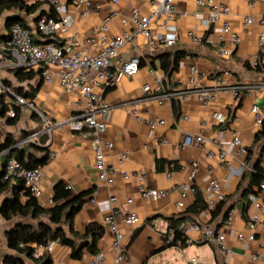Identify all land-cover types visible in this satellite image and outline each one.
Instances as JSON below:
<instances>
[{
    "label": "crops",
    "instance_id": "obj_1",
    "mask_svg": "<svg viewBox=\"0 0 264 264\" xmlns=\"http://www.w3.org/2000/svg\"><path fill=\"white\" fill-rule=\"evenodd\" d=\"M31 8L27 10L5 11L0 16V37L8 34L7 23L10 19L21 20L29 28L36 42H52L54 39L43 40L36 30L38 20L43 16H54V9L48 0H23ZM67 2L66 0H64ZM112 0H101L103 10L82 18L83 8L69 4L68 13L74 24L73 32L81 37H90L101 26L111 10H116L122 16H127L134 8H139L144 14L150 13L148 0H120L113 5ZM197 0H176L180 14H184L177 21V26L185 34L194 31L204 35L202 22L206 18L207 9L199 7ZM230 6L231 16L227 19L242 38V44L230 59L224 60L217 56L216 51L208 45H193L186 37L173 48L164 51H150L143 39L138 40L139 52L127 50L124 59H145L139 73L134 77H124L119 85L106 93V99L116 106L107 115L108 129L105 139L114 144V150L107 152V164L117 173L113 184H106L99 178L95 168L94 151L91 141H85L73 133L67 126L58 128L53 137L44 136L40 144H27V138L41 131L43 123L40 118L31 113L22 112L16 124H11L7 117L0 122V148L10 141L11 149L0 153V174L8 155L16 151H25L27 155H35L42 159L49 158L51 152L58 157L48 162L44 167V181L42 185L41 203L50 208L54 186L58 183L71 185V193L78 196L82 193L97 191L86 199L81 211L77 214L73 228L80 235L85 234L90 224L103 226L104 219L112 212L111 197H117L120 207L134 212L139 222L134 227L122 226L129 236V258L125 264H188L192 257H199L202 264H264V215L262 224L256 229V238L252 242H239V235L246 239L250 233L248 224L251 216L256 212L250 202L251 194L258 191L257 181L254 179L255 165L260 162L264 170V139L256 144V138L262 128L254 126L251 108L253 105H264V91L256 89L264 85V71L257 73L251 69L252 58L259 53V37L264 33L257 21L250 27L244 25L248 17L260 18L264 15V0H217ZM124 31L120 19L111 25V34L119 35ZM219 31V27L216 28ZM183 55L178 69L171 75L162 71V64L166 55L173 60L177 54ZM260 63L264 66V53L260 54ZM192 65L198 66L206 78L203 85L215 88L221 80L223 88L219 91L214 105L204 107L197 97L192 95L188 102L180 104L178 100L164 98L175 92L189 89L188 77ZM2 82L11 88H21L25 93L38 89L34 97L35 103L45 115L54 123L63 122L76 117L85 108V101L75 95H64L57 85H44L39 77L31 82H20L16 77L15 68L6 67L0 71ZM156 78L163 82L158 87ZM7 85V86H8ZM150 86L154 91L160 88V100H144V88ZM247 87L242 91L241 98L234 97L235 88ZM139 102L136 109L140 117L147 120H164L167 125L152 132L145 122H139L130 114V102ZM215 111L224 112L229 121L222 129L221 142L227 147L229 156L225 164H220L214 156L207 160L210 153L217 154L218 149L207 146L205 149H181L186 133H199L201 120L208 123L207 135L216 137L220 132L213 119ZM189 120H185V117ZM239 133L244 145L248 148V156L244 161L235 157L232 145V134ZM45 140V143H44ZM168 143L164 144L163 141ZM42 147L45 152L37 151ZM130 152L129 160L120 164L118 156ZM261 160V161H260ZM197 162L199 169L194 181L195 193H190L185 199V209L179 213L176 204L182 200L183 186L189 182L192 163ZM174 166L172 168L171 166ZM145 172L148 186L152 189L165 190L168 197L161 201H145L139 193V181L134 174ZM125 173L132 174L130 178ZM172 173V178H168ZM217 180L225 201L221 212L214 219L216 209H201L200 204L206 202V188L208 184ZM11 190L0 195V207L5 198L10 197ZM133 201L127 205L128 201ZM198 200L200 204L198 206ZM207 203V202H206ZM230 212V213H229ZM232 216L233 223L228 226L227 214ZM180 221L179 225L200 223L212 227L225 235V246L229 252H224L220 246L206 240L201 234L190 233L193 240L187 244L181 238H176L173 246L165 244L166 234L171 229V222ZM175 224V223H174ZM14 226L13 222L5 221L0 215V253L2 256L14 255L7 247L6 232ZM69 235V228L65 226ZM113 237L104 233L98 243V253L85 251L82 260H74L70 248L58 244L50 253L53 264H90L100 254H103L107 264H113L115 253L112 248ZM0 264L3 261L0 259Z\"/></svg>",
    "mask_w": 264,
    "mask_h": 264
},
{
    "label": "built area",
    "instance_id": "obj_2",
    "mask_svg": "<svg viewBox=\"0 0 264 264\" xmlns=\"http://www.w3.org/2000/svg\"><path fill=\"white\" fill-rule=\"evenodd\" d=\"M54 9V16H43L38 20L36 30L43 40L54 39L52 42H36L32 31L20 23L13 24L6 39L0 40V71L6 67L23 69L27 72H38L39 78L44 85H57L62 94L75 95L81 100L85 108L81 114L69 118L63 122L49 121L35 103L34 98L17 94L9 88L0 78V122L1 109H6L8 119L18 118L17 110L31 113L41 119L43 126L41 131L30 135L25 143L40 144V139L44 136L53 137L54 132L61 127L67 126L73 133L85 141H91L94 151L95 168L102 182L110 185L116 178V171L107 164V152L114 150V144L105 139L108 129L107 115L116 108L106 99V93L116 88L124 77L136 76L145 59L133 58L129 61L124 59L127 50L139 52L138 40L143 39L146 47L150 51H164L175 47L182 37H186L193 45H208L212 47L217 56L221 59H230L237 48L242 44V38L233 28L232 23L227 19L231 16L230 6L219 3L217 0H197L199 7L207 9V15L202 22L204 35H199L194 31L185 34L177 26V21L184 14H180L176 0H148L150 13L144 14L141 9L134 8L129 15L122 16L116 10H111L107 18L103 21L98 30L90 37H81L73 32L74 21L68 13V5L64 0H48ZM113 5L120 3V0H112ZM83 8L82 18L89 17L92 13L103 10L101 0H75L74 3ZM120 19L124 31L119 35L111 34V25L116 19ZM264 27V15L258 19L248 17L244 21L246 27H250L255 22ZM219 27V31L216 28ZM264 53V33L259 37V53L255 55L250 66L258 67L260 64V54ZM206 76L201 73L198 66L192 65L188 77L189 89L184 92H173L164 95L169 100H178L180 104L188 102L192 95H195L204 107L215 104L221 88L222 82L218 80L215 88H207L203 85ZM158 87H162L163 82L156 78ZM247 87L235 88L232 91L235 98L240 99L241 93ZM256 89L264 91V85ZM144 100H160V88L153 90L150 86L144 88ZM139 102H130V114L139 122H145L152 132L164 128L167 123L164 120H147L137 113ZM251 114L256 128L261 129L264 125V105H253ZM214 123L220 127V132L216 137L207 135L208 123L201 120V131L199 133H186L181 145V149L198 148L205 149L213 146L218 149L216 155L210 153L207 160L216 156L220 164H225L230 155L227 147L221 142L222 130L229 121L228 115L224 112L215 111L212 114ZM189 120V117H185ZM164 144L168 141L164 140ZM232 145L235 149V157L244 161L248 156V148L244 145L239 133L232 134ZM130 152L121 153L118 156L120 164L126 163L130 158ZM58 157L56 152H51L48 162L54 161ZM44 167L27 168L15 158L8 159L2 170L3 182L16 185L23 182L31 195L36 198L42 206V185L44 181ZM174 168V166H171ZM199 169L197 162L192 163V172L189 182L184 185L182 200L176 204V209L182 213L185 209V199L188 194L195 193L194 181ZM126 178L132 174L125 173ZM139 181V193L145 201H161L168 197L165 190L152 189L148 186L145 172L134 174ZM168 178H172V173H168ZM71 190V185H66ZM97 195L94 191L93 197ZM206 202L209 209H216L224 200L221 185L217 180L211 181L206 188ZM256 212L251 216L248 230L249 237L246 239L239 235V242H252L256 238V229L262 224L264 215V177L258 187V191L249 197ZM129 200L127 205L132 204ZM50 200V205H53ZM112 212L103 221L104 233L113 237V251L115 258L113 264H125L129 258V236L122 226L134 227L139 222L136 213L122 209L117 197L110 198ZM233 223L230 216L227 225ZM196 232L201 234L206 240L214 242L224 250L229 252L225 246V235L221 231H216L212 227L200 223L182 224L176 229H170L165 237V244L172 245L176 238H181L187 244L193 242L189 234ZM58 245L57 242H50L47 246L37 247L34 255L36 257L43 253H52ZM90 264H107L105 256L100 254ZM188 264H202L199 257H192Z\"/></svg>",
    "mask_w": 264,
    "mask_h": 264
},
{
    "label": "trees",
    "instance_id": "obj_3",
    "mask_svg": "<svg viewBox=\"0 0 264 264\" xmlns=\"http://www.w3.org/2000/svg\"><path fill=\"white\" fill-rule=\"evenodd\" d=\"M66 1L67 5H69L73 4L75 0ZM13 9L27 10L28 12H31L30 6H28L23 0H0V16L5 11H11ZM15 23H20L24 27H27L17 18L10 19L7 23V27L10 29ZM3 39H6V36L0 37V40ZM182 56L183 55L178 53L173 60H170V55H166V59L162 64V71L166 75H171L178 69L179 61ZM250 68L257 73H262L264 71V66H262L261 63L256 68ZM15 71L17 79L22 83L31 82L39 77L38 72H27L20 68L15 69ZM8 87L11 88L9 85ZM11 89L19 95L30 98H34L38 91V89H35L34 91L25 93L21 88ZM17 113L19 118L21 110L18 109ZM1 117H6V109L4 107L1 109ZM18 118L9 119V122L11 124H16ZM263 139L264 125L256 138V144ZM11 144L12 143L8 141L0 148V153L11 149ZM35 147L39 152L46 151L42 147ZM7 157L8 159L15 158L30 169L38 166H45L48 161L47 156L40 159L33 154L27 155L25 151H16ZM253 176L259 187L264 177V170L262 169L260 162L255 165V173ZM2 178L3 173L0 174V195L7 193L9 190H11L12 195L5 198L3 201L0 207V215L5 221L14 223V226L6 232L7 247L14 253V255L2 256L0 253V259L3 261V264H53L52 257L49 253H43L38 257L34 255L37 247H45L50 242H57L62 246L70 248L74 260H82L85 251L95 255L98 253V243L104 235L103 226L99 224H90L83 235L77 233L73 228V223L77 214L81 211L86 199L91 196L93 190L74 196L71 191L67 189L65 183H58L54 186L53 190V206L45 208L31 195L23 182L16 185H10L4 183ZM199 201L200 200H198V206L201 202V209L207 208L206 202ZM224 201L213 213L214 219L220 214ZM229 213L226 218H228ZM179 224L180 221L171 222L170 228L176 229ZM65 226H68L69 228V235L65 232ZM174 244L175 243L169 246H173Z\"/></svg>",
    "mask_w": 264,
    "mask_h": 264
}]
</instances>
